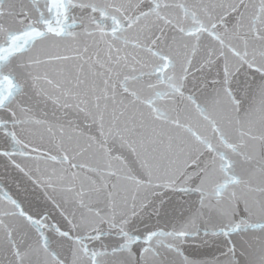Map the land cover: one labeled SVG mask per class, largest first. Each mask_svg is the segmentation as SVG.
Here are the masks:
<instances>
[{
  "label": "snow or ice",
  "instance_id": "snow-or-ice-1",
  "mask_svg": "<svg viewBox=\"0 0 264 264\" xmlns=\"http://www.w3.org/2000/svg\"><path fill=\"white\" fill-rule=\"evenodd\" d=\"M0 264H264V0H0Z\"/></svg>",
  "mask_w": 264,
  "mask_h": 264
}]
</instances>
